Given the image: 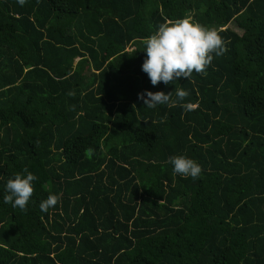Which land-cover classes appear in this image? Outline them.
<instances>
[{
	"label": "trees",
	"instance_id": "16d2710c",
	"mask_svg": "<svg viewBox=\"0 0 264 264\" xmlns=\"http://www.w3.org/2000/svg\"><path fill=\"white\" fill-rule=\"evenodd\" d=\"M185 17L228 50L153 86L143 41ZM175 88L194 110L138 99ZM0 264H264V0H0Z\"/></svg>",
	"mask_w": 264,
	"mask_h": 264
},
{
	"label": "clouds",
	"instance_id": "9594fccd",
	"mask_svg": "<svg viewBox=\"0 0 264 264\" xmlns=\"http://www.w3.org/2000/svg\"><path fill=\"white\" fill-rule=\"evenodd\" d=\"M20 6H24L27 0H17ZM146 59L142 64V71L147 74L153 86L163 82L172 84L180 78L190 80L193 73L206 76L207 69L212 64L214 57H221L227 52L223 37L215 28L206 27L194 22L191 17L166 20L160 23L157 30L143 41ZM68 96L74 97L75 91H69ZM190 93L183 88H175L176 99L172 98V92L165 94L162 91H145L138 94V99L143 101L146 108H156L158 105L175 107L178 104L185 111L196 108L193 103L183 102ZM133 109L135 105L132 106ZM75 110V105L72 106ZM173 165L174 174L185 178L198 179L202 174V167L195 160L184 155H176L169 158ZM26 175H15L6 183L3 202L10 204L14 209L27 210L30 198L34 194L33 181L37 177L24 169ZM60 198L50 194L47 199L39 204L42 212L47 213L50 208L59 203Z\"/></svg>",
	"mask_w": 264,
	"mask_h": 264
}]
</instances>
